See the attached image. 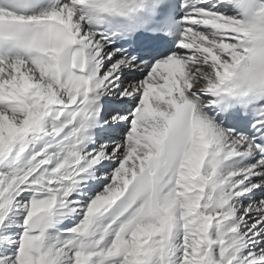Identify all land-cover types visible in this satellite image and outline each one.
I'll use <instances>...</instances> for the list:
<instances>
[{"label": "snow or ice", "instance_id": "snow-or-ice-1", "mask_svg": "<svg viewBox=\"0 0 264 264\" xmlns=\"http://www.w3.org/2000/svg\"><path fill=\"white\" fill-rule=\"evenodd\" d=\"M0 264H264V0H0Z\"/></svg>", "mask_w": 264, "mask_h": 264}]
</instances>
